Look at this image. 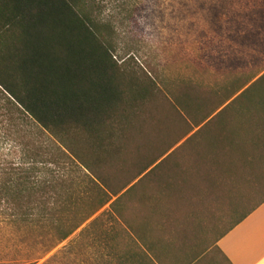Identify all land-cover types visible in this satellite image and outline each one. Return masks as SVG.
Wrapping results in <instances>:
<instances>
[{"label": "trees", "instance_id": "16d2710c", "mask_svg": "<svg viewBox=\"0 0 264 264\" xmlns=\"http://www.w3.org/2000/svg\"><path fill=\"white\" fill-rule=\"evenodd\" d=\"M94 9L0 0V124L20 154L0 163V224L43 247L18 264L77 230L70 247L84 238L92 248L103 216L137 247L107 252L105 264H155L139 251L141 232L172 233V207L193 210V199L236 189L264 163V73L168 95L134 57H115L114 29ZM131 200L126 215L118 205ZM263 202L264 191L241 219Z\"/></svg>", "mask_w": 264, "mask_h": 264}, {"label": "rangeland", "instance_id": "374dc122", "mask_svg": "<svg viewBox=\"0 0 264 264\" xmlns=\"http://www.w3.org/2000/svg\"><path fill=\"white\" fill-rule=\"evenodd\" d=\"M94 8L114 29L115 57H134L168 95L185 85L222 89L264 70V0H94ZM5 123L0 124V163L20 157L17 149L9 147L17 142L5 138ZM253 174L236 189L227 183L221 193L225 200L212 199L209 211L199 219L193 218V210L171 208L170 228L174 233L175 226H181L186 239L184 251L173 255L180 263L210 249L225 228L259 201L264 163ZM118 208L131 215L136 202L124 201ZM121 226L103 216L91 228L92 248L84 247L88 243L84 238L70 247L77 230L36 264H105L107 252L137 251ZM0 227V264L29 262L41 254L43 247L32 237L27 236L29 243L24 244L23 237Z\"/></svg>", "mask_w": 264, "mask_h": 264}, {"label": "crops", "instance_id": "0c3cea01", "mask_svg": "<svg viewBox=\"0 0 264 264\" xmlns=\"http://www.w3.org/2000/svg\"><path fill=\"white\" fill-rule=\"evenodd\" d=\"M263 73L264 70L250 84ZM214 199L217 203L225 200L221 194ZM211 201L212 198L204 194L193 199V218L204 216ZM140 235L146 239V245L141 240L139 251L155 255V264H181L173 255L184 251L186 239L183 231L167 233L155 230L141 232ZM187 264H264V202L244 218L232 222L217 236L210 249Z\"/></svg>", "mask_w": 264, "mask_h": 264}]
</instances>
